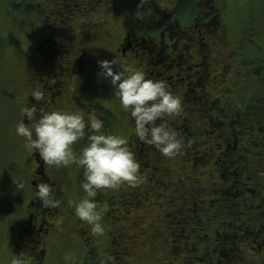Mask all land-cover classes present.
Segmentation results:
<instances>
[{
    "label": "flooded vegetation",
    "instance_id": "1",
    "mask_svg": "<svg viewBox=\"0 0 264 264\" xmlns=\"http://www.w3.org/2000/svg\"><path fill=\"white\" fill-rule=\"evenodd\" d=\"M5 5L7 9H3L2 18L17 16L23 9L33 14V32L23 56L30 91L23 95L25 100L18 97L21 99L19 123L23 120L35 124V119L27 120L23 110L36 103L48 111H80L86 119L94 113L104 120L105 129L113 128L114 120L121 117L104 102V95L100 93L104 78H100L98 61L114 59L121 67L140 69L149 78L160 80L158 77L164 62L170 58L168 50L174 38H189L190 44L179 49L188 51L184 64L190 62L194 71L184 78H180L181 74L169 77V80L175 77L173 90L184 85L185 80H190L187 85L198 87L204 80L202 75L207 74L210 60L225 61L218 71L222 77L236 72L233 51L221 52L228 45L222 38L225 31L222 12L227 0H5ZM20 17L23 20L25 15ZM4 27L0 23V54L12 42L10 34H14L13 28L5 27V32ZM193 68L189 66L188 70ZM3 73L4 69H0V78ZM242 76H237L240 85L244 84ZM94 82L97 83L95 93ZM106 84L111 86L110 82ZM36 89L45 92L44 101L29 98ZM188 121L178 128L194 131L196 124ZM192 132L189 135L201 138ZM131 137L129 148L144 168L151 167L146 177L151 183L141 196L137 190L123 189L122 194L111 199L106 197L108 208L101 217L107 239L103 248L100 234L93 233L92 225L77 218L75 212H66L65 206L70 203L63 197L64 192L58 190L56 178L47 173L54 166L42 162L34 150L24 155L18 168L28 175L31 173L33 179L29 185L34 196L27 204L28 219L19 227L15 255L23 253L27 264H45L54 231L66 225L73 228L85 250L79 264H108L105 259L112 264H264V172L258 168L257 161L253 163L252 173L258 176L249 179L262 192L256 189L262 204L256 203L257 195L251 199L244 197L248 190L243 187L245 167L218 166L217 143L204 138L208 141L198 142V146L205 147L201 163L192 162L197 160L196 156L187 155L192 165L190 168L183 165V173L190 174L196 187L181 198L175 195L176 187H173L182 182V177L163 179L168 173L165 165H160L162 160L154 159L152 165L148 164L155 156L153 151L158 149L150 145L144 152L139 148L148 144L139 141L135 133ZM2 146L4 141L0 139ZM182 151L177 155L186 157ZM250 152L257 157L264 154L261 150ZM177 155L173 158L177 159ZM244 158L239 155L238 161ZM209 176L211 182L206 184ZM231 179L240 185L236 190ZM41 181L53 185L55 197L61 201L58 207H45L36 198V184ZM108 218L110 222L116 221L112 224L116 227L111 230L105 225ZM76 225L79 227L75 228ZM4 263L0 255V264Z\"/></svg>",
    "mask_w": 264,
    "mask_h": 264
},
{
    "label": "clouds",
    "instance_id": "2",
    "mask_svg": "<svg viewBox=\"0 0 264 264\" xmlns=\"http://www.w3.org/2000/svg\"><path fill=\"white\" fill-rule=\"evenodd\" d=\"M98 63L101 75L110 78L112 93L119 98L126 115L134 120L138 140L154 146L167 157L180 153L184 144L163 118L182 111L181 98L170 91L164 81L149 78L143 70L121 67L114 59ZM114 64L116 69L112 67ZM31 97L42 102L45 92L33 90ZM23 111L28 121L35 119V124L22 120L16 126V133L25 138L27 147L38 153L42 162L49 166L76 164L83 168L80 186L86 195L76 204L75 214L92 225L93 233H103L102 211L95 199L97 191L117 189L125 183L135 187L146 180L140 173L141 164L136 154L128 146L127 136L106 132L104 120L94 113L86 119L80 111H48L36 103ZM84 137L87 144L78 153L73 145ZM35 196L45 207H58L61 203L55 197L53 185L46 181L36 184ZM107 207L105 203L104 209ZM12 264H27L24 254L14 255Z\"/></svg>",
    "mask_w": 264,
    "mask_h": 264
},
{
    "label": "rangeland",
    "instance_id": "3",
    "mask_svg": "<svg viewBox=\"0 0 264 264\" xmlns=\"http://www.w3.org/2000/svg\"><path fill=\"white\" fill-rule=\"evenodd\" d=\"M256 4H264V0H227V5L222 12V20L228 37L229 35H233L235 38H240L241 29L244 28L243 26L246 19L249 18V15H252V13L248 12L254 10ZM3 9H7L5 0H0V23L8 29L13 28L14 34L13 36L10 34L12 42H9L4 51L0 54V69H4V73L0 78V139L4 141V146H2V148L0 147V155H2V158H0V255L4 258V264H12V259L16 252V243L20 237L18 233L20 231L19 227L28 219L27 204L32 196H34L33 189H31L29 185L30 180L33 179V177L31 178L30 176L31 173L28 175L27 172L21 171L18 168L19 164L23 162L31 149L27 147L25 138L19 139L16 133V126L20 121V101L21 99L25 100V96L23 95L30 91L26 83L27 75L23 56L30 43L29 37L33 32L34 24H32L33 14L27 9H23L21 12L17 13V16H12V18L4 16L2 18ZM20 10L18 9L17 12ZM13 11L15 12V10ZM22 14L25 15L23 20L20 17ZM255 14L257 17L259 16L258 13ZM261 22L262 20L256 21V23H260V25ZM5 27L4 31L7 32ZM112 67L116 69L117 65H112ZM101 76L100 74L102 80L103 76ZM102 82L104 86H101ZM102 82H100V93L104 95V102L110 105L114 112L121 117V120H114V129L111 127L105 129V131L112 134L127 136L129 143V141H132V134L135 133L134 120L130 115H126L125 110L119 102V98L112 93L113 85L111 84L110 87L107 86L106 83L110 82V78H104ZM96 86L97 83L94 82L92 86L93 93L96 92ZM249 86L251 89V84ZM253 89H251L252 94L255 93ZM18 97H21V99ZM29 98H31V96ZM30 102L31 99L29 100V103ZM86 144L87 137H84L73 145V149L79 153ZM205 146H207V144H205ZM176 158L177 160L173 161L178 163L169 162V176H171L172 180L182 177L183 168L180 167V165L182 166L180 163L181 161L189 165L187 168H190L192 165L191 160L183 157V155H177ZM170 163H172V165ZM257 166L264 168V156L263 159L259 158L257 160ZM53 168H50L47 173L56 178L58 190L64 192L65 195H63V197L70 203V206H65L67 208H65V210L66 212L69 211L68 213L75 212L76 204L86 195L80 186L84 178V170L76 164L60 167L54 166ZM147 171L148 169L142 171L141 174L146 177ZM17 184H22L23 187L19 188ZM123 186V189H127V191L137 190L139 196H141L144 195L149 185H143V183H141L133 187L130 185L128 186L126 183L123 184ZM195 187V180L186 177L178 187H176L175 195L185 198L188 196V191ZM123 189H101L97 191L95 199L98 201V208L100 205L99 209L102 211V216H104L106 212V209H104V204L107 201L106 197L109 196V199H111L115 194H122L125 192ZM77 218L79 217L77 216ZM115 222L114 219L110 222V218H108L105 225L107 228H114L115 225L113 226L112 224ZM77 227H79V225L75 226V228ZM50 240L48 258L45 264H79L83 260L85 250L82 248V244L76 239L75 231L71 226L60 225V228L54 231L53 238ZM106 241L105 228V231L100 234L99 238L101 248L106 246ZM100 251L103 250L100 249ZM105 261L108 262V264H112L107 261V259H105Z\"/></svg>",
    "mask_w": 264,
    "mask_h": 264
},
{
    "label": "trees",
    "instance_id": "4",
    "mask_svg": "<svg viewBox=\"0 0 264 264\" xmlns=\"http://www.w3.org/2000/svg\"><path fill=\"white\" fill-rule=\"evenodd\" d=\"M248 13H252V15H249V18L246 19L244 28L241 29L240 38H235L233 35H229L228 37L225 31L222 36L225 43L228 42V45L227 47L225 45L223 51H220L225 53L227 50H230L235 54V74L231 72L230 75L222 77L223 74L218 73V71H221L220 67L224 65L225 61H222L223 59L220 61L210 60L207 74L202 75L204 80L198 83V87L187 85L190 80H185L183 81L184 85L177 86L173 90L172 84L175 82V77L170 80L168 79L169 77L181 74L180 78H184L186 76L185 74L189 75L194 71L193 65L190 62L184 64V58L188 51L181 50V52L179 49V47L183 49L185 45L190 44L189 38L186 37L178 40L174 38V42L176 43L173 42L171 47H169L168 52L170 53V58L164 62V67L161 69V76L158 78L164 81L169 90L175 95L179 97L181 95L182 111L179 114L165 116L163 121L166 122L167 126L169 122H173L172 125L169 124V127L173 128L178 134L177 138L182 140L184 144L182 152L186 158H188L187 155H190V157L196 156L197 160L193 159L192 161L201 163V160L204 158L202 150H205V147L198 146V142L207 138L210 139V142L217 143L215 149L217 151L216 163L218 166L235 164L245 167L246 172L242 175V178L244 177L243 179L246 185L243 187H247L248 190H245L244 197L248 196L251 199L257 195V190L262 193L255 186L254 180L249 179V177L258 176L254 174L256 172L252 173V170L255 169L253 167L255 164L253 163L259 158L263 159L264 156V154H261L260 157H257L253 152H250L261 150L264 153V4H256L254 10ZM255 13H258L259 16L257 17ZM257 20H262L261 25L260 23H256ZM179 63L183 65L180 66ZM189 66L193 68L192 71L188 70ZM183 69H186V72ZM241 74H243L242 78L244 79V84L242 85L237 82V76ZM249 83L251 84V89L254 88V94H252L249 88ZM188 119L194 125L196 124L194 131L187 132L182 128H178L180 126L179 124L185 126L189 122ZM157 123H160V121H157ZM191 132L201 136V138L199 139L197 136L189 135ZM247 133L251 134L246 135ZM247 137L250 139L249 142ZM245 138L247 140H244ZM254 143L257 144L259 149ZM211 144L207 145V147ZM148 147L150 148L152 146L142 145L139 149L147 152L145 148L147 149ZM153 152H155V156L152 161L150 160L151 162L146 158L149 161L148 164L152 165V162H155V160L156 162L162 160L160 165H165V170L168 173V176H164L163 179L172 180L171 176H169V162L178 163L173 161L177 159L173 158L174 156L167 157L159 150ZM239 155L245 156L241 162L238 161ZM139 162L141 164L140 173L146 171L147 168L142 166V161L139 160ZM172 163L170 164L172 165ZM180 163L182 164V162ZM183 165L186 168V163L182 164V166L180 165V167L183 168ZM258 168L260 167L258 166ZM261 170L264 172V168L261 167ZM183 171L184 169L182 170V181L184 178H189L190 176V174H184ZM148 173L149 171H147V175H149ZM217 174L215 172V175ZM208 178L210 180L208 182L205 181L207 184L211 182V176ZM217 181H219V178ZM234 181V179H231L230 183H232V188L236 186V190L240 185ZM150 183L148 180H145L143 185H150ZM175 187L178 186L175 185L173 188ZM119 189H123V187L120 186ZM258 196L259 194L257 195L256 203L262 204ZM237 200L240 199L237 198Z\"/></svg>",
    "mask_w": 264,
    "mask_h": 264
}]
</instances>
